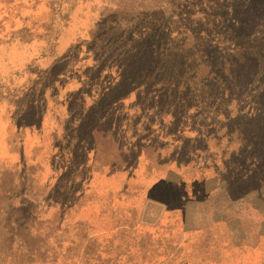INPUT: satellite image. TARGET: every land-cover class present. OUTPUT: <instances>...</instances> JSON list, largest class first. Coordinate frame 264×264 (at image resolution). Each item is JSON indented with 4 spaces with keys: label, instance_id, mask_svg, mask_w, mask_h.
I'll return each mask as SVG.
<instances>
[{
    "label": "rangeland",
    "instance_id": "1",
    "mask_svg": "<svg viewBox=\"0 0 264 264\" xmlns=\"http://www.w3.org/2000/svg\"><path fill=\"white\" fill-rule=\"evenodd\" d=\"M258 2L0 0V264H264Z\"/></svg>",
    "mask_w": 264,
    "mask_h": 264
},
{
    "label": "trees",
    "instance_id": "2",
    "mask_svg": "<svg viewBox=\"0 0 264 264\" xmlns=\"http://www.w3.org/2000/svg\"><path fill=\"white\" fill-rule=\"evenodd\" d=\"M200 1L201 2L203 1V2L206 3V6H207L206 9L208 10V11L205 10L203 12V14L206 13V12H211L212 13V14H208V13L205 14L206 15L205 20H207L213 26H215L216 24H223L226 21V19H230V18L233 19V20H235V21H237L239 24H242V25L247 24V21L249 22L250 19H256V16H255V13H254V10H253V7H254L253 4H255V1L256 0H245L246 3L244 5H242L241 2L238 1V0H235V1L234 0H227V2H226V0H224V2H225V10L224 11L222 10V7L224 6V3L222 5V3L220 4L218 1H211V0H177L178 4L180 2H181V4H185V3L187 4V3H189L192 6H194V3L200 2ZM257 8L260 9V10H262V11H264V0H261V2H258ZM194 9L195 8H192V10H194ZM243 16H246V17H248L250 19L243 21ZM236 19H240V21L239 20H236ZM169 66L170 65H167L166 66L168 68V70L170 71L169 74H171L173 71H178L177 70L178 68H176L175 66H173L171 68H169ZM165 71L166 70L164 68V69H162V75H160V76L157 75V77H161L162 76L161 82L157 85V86H160V87L162 86V88H165L166 86L170 85V83L172 81V80H170V76ZM164 74L166 76H164ZM155 76L154 75H152V77L149 76V79L151 78V81L149 79L148 80L151 83H153V78L155 79ZM181 83L182 82H180L178 84V86L175 88V90H178V89L181 88V85H182ZM190 84L193 85L192 82H190ZM183 85H184L183 87H186V86L189 87V86H191V85H189L188 82L183 83ZM159 133L161 134L162 133V130H160ZM242 134L245 135V133H242ZM249 136H254V135H251L250 134ZM255 136L253 137V140H254V142H256L255 143L256 145L250 144V145L247 146V148L249 150V153H248L249 158H246V160L247 161H250L252 159V161L254 160V163H259L260 162V160L258 158L259 157L258 156L259 154L255 153L256 152L255 147L258 144L257 139H256ZM259 144H260V140H259Z\"/></svg>",
    "mask_w": 264,
    "mask_h": 264
}]
</instances>
